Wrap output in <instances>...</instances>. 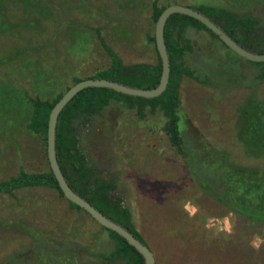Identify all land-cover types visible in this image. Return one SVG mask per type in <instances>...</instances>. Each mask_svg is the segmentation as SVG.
<instances>
[{
  "label": "rangeland",
  "instance_id": "rangeland-1",
  "mask_svg": "<svg viewBox=\"0 0 264 264\" xmlns=\"http://www.w3.org/2000/svg\"><path fill=\"white\" fill-rule=\"evenodd\" d=\"M153 1L214 4L264 21V0H0V179L20 167L49 169L43 135L26 126L28 95L51 99L73 77L109 64L95 27L124 62L157 61L147 38L154 33ZM183 34L193 46L185 62L199 77L183 75L179 87L186 155L171 144L159 108L146 105L141 117L116 98L99 113L75 119L78 146L88 165L115 181L156 264H264V245L257 251L249 243L264 235V222L230 209L196 179L207 166L221 179L234 166L264 173V127L257 137L249 120L264 119L260 66L204 28L187 25ZM253 136L255 144L247 139ZM187 201L200 208L193 218L183 208ZM229 214L233 235L206 229L208 217ZM112 244L106 227L56 188L0 192V264H123L101 255Z\"/></svg>",
  "mask_w": 264,
  "mask_h": 264
},
{
  "label": "trees",
  "instance_id": "trees-1",
  "mask_svg": "<svg viewBox=\"0 0 264 264\" xmlns=\"http://www.w3.org/2000/svg\"><path fill=\"white\" fill-rule=\"evenodd\" d=\"M165 6L166 4L158 5L156 1H153L151 16L154 21ZM191 6L207 14L242 45L256 51H264V21H261L251 12L237 13L223 6L206 3ZM187 25L204 28L217 37L197 18L184 13H172L164 28L170 72L167 86L160 94L153 97H142L129 95L108 87L87 86L75 94L62 108L57 121L56 154L69 184L100 211L123 224L146 243L147 241L132 219L130 208L124 203L123 196L116 190L115 181L112 178H104L99 174V171L87 164L86 157L78 146L75 119L79 116L88 117L94 113H99L102 107L109 103L110 98L122 100L129 106L135 107L141 117L145 114L146 105L150 106L152 112L159 108L166 117L164 130L171 144L185 156L186 152L182 145L179 127V87L183 75L199 79L194 69L187 65L184 59L186 52L193 49L190 39L183 34ZM95 30L101 45L109 55L110 61L105 68L87 77H106L142 87L157 84L161 72V61L155 46L154 33L148 34L147 38L154 42L158 58L156 62H124L123 58L105 41L99 28L95 27ZM250 61L260 66L257 77L264 80V61ZM79 79L81 77H73V83ZM64 91L57 93L51 99L28 95L32 109L26 126L41 133L45 142L50 109ZM257 119L250 118L249 120L256 126L253 128L254 135L258 134L257 137H259L264 127V119L263 116ZM257 137L253 136L247 139L250 140L251 144H255L256 142L251 140ZM206 166L204 165V168ZM200 174L201 177L197 176L196 179L203 189L212 193L215 192L214 195L220 199L223 196L224 198L222 197L221 200L230 209L252 220L264 222V173L258 172L254 167L234 166L231 172L222 175L221 179L207 166L205 175H203V171ZM216 184H220L222 190L215 191L214 185ZM33 185L50 186L56 188L59 194L64 195L50 166L48 170L41 171H27L20 167L18 174L0 179V192L14 195L15 188ZM68 201L75 208L83 209L69 199ZM106 229L113 239V244L107 252L101 254L104 258L108 260L121 258L123 264H144L142 254L132 244L116 231L107 227Z\"/></svg>",
  "mask_w": 264,
  "mask_h": 264
},
{
  "label": "water",
  "instance_id": "water-1",
  "mask_svg": "<svg viewBox=\"0 0 264 264\" xmlns=\"http://www.w3.org/2000/svg\"><path fill=\"white\" fill-rule=\"evenodd\" d=\"M175 12L184 13L197 18L212 32H214L217 37L225 43V45H227L243 58L252 61H264V51H256L242 45L234 37H232L220 24L215 22L201 10L189 4H167L159 13L154 24L155 46L161 61V72L156 85L142 87L106 77H83L69 85V87L62 93L59 99L51 107L47 120V158L49 166L53 171V174L57 179L59 188L62 190L64 196L70 201L78 204L81 208H83L86 212L93 216L100 224L116 231L121 236H123L142 254L144 264H155V256L150 246L146 242L142 241L139 237H137L130 229L125 227L123 224L100 211L94 204H92L87 198H85L81 193H79L69 184L57 159L56 127L58 116L62 108L75 94H77L81 89L87 86H103L129 95L142 97H153L160 94L167 86L170 72V61L165 42L164 28L168 17Z\"/></svg>",
  "mask_w": 264,
  "mask_h": 264
},
{
  "label": "clouds",
  "instance_id": "clouds-1",
  "mask_svg": "<svg viewBox=\"0 0 264 264\" xmlns=\"http://www.w3.org/2000/svg\"><path fill=\"white\" fill-rule=\"evenodd\" d=\"M183 208L188 213L190 218L195 217L200 211L199 206L194 204L192 201L183 202ZM205 227L212 232L214 236H218L223 233L227 238L235 233V218L231 214L223 218L208 217ZM249 243L253 249L259 251L261 246L264 245V235H254Z\"/></svg>",
  "mask_w": 264,
  "mask_h": 264
},
{
  "label": "crops",
  "instance_id": "crops-1",
  "mask_svg": "<svg viewBox=\"0 0 264 264\" xmlns=\"http://www.w3.org/2000/svg\"><path fill=\"white\" fill-rule=\"evenodd\" d=\"M152 63H154V62H152ZM129 207V206H128ZM130 208V207H129ZM131 210V209H130ZM132 213V212H131ZM133 219V218H132ZM151 248V247H150ZM156 264V263H155Z\"/></svg>",
  "mask_w": 264,
  "mask_h": 264
}]
</instances>
